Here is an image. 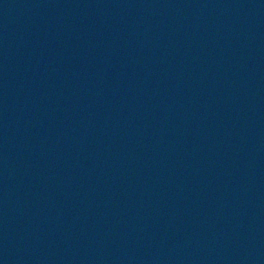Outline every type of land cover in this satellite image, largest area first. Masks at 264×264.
I'll list each match as a JSON object with an SVG mask.
<instances>
[{"label":"water","instance_id":"1","mask_svg":"<svg viewBox=\"0 0 264 264\" xmlns=\"http://www.w3.org/2000/svg\"><path fill=\"white\" fill-rule=\"evenodd\" d=\"M0 264H264V0H0Z\"/></svg>","mask_w":264,"mask_h":264}]
</instances>
